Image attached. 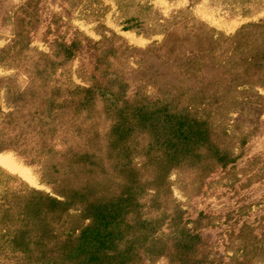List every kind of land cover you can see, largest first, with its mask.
<instances>
[{
    "label": "rangeland",
    "instance_id": "rangeland-1",
    "mask_svg": "<svg viewBox=\"0 0 264 264\" xmlns=\"http://www.w3.org/2000/svg\"><path fill=\"white\" fill-rule=\"evenodd\" d=\"M181 11L184 20L168 30L171 40L182 34L184 22H202L215 30V36H231L249 23L264 26V0H0V169L10 174L8 178L0 172V194L14 178L15 183L52 193L53 183L43 175L42 161L33 153L37 133L31 117L37 100L18 95L27 86H39V75L33 83L31 76L49 60L59 64L46 68V84H56L61 91L71 84L62 93L63 100L103 84L113 77L111 72L124 76L130 97L136 91L151 100L164 94L171 97L182 83L195 88L199 74L191 77L193 70L214 44H207L204 37L183 53H170L169 46H163L164 23ZM72 42L73 56L62 61L56 44ZM226 56H231V49ZM231 62L225 66L226 74ZM204 72L206 79H212L222 71L206 68ZM253 72L256 81L238 87L241 104L227 113L222 130L207 120L205 136L191 156L180 152L179 163L158 166L152 161L143 168L138 180L144 192L124 219L127 238L134 239L135 248L121 264H264V175L246 185L238 172L249 157L264 153V59ZM94 108L101 110L102 102ZM105 119L104 115L95 119L100 129L108 124ZM56 123L60 128L55 135L72 139L65 116ZM254 141H260L261 147L251 153ZM166 182L183 211L187 237L175 230L171 215L159 216L152 200ZM135 218L148 219L147 228L136 227ZM247 226L263 241L243 252L238 245L241 238L249 240ZM143 231L149 235L146 240L138 237H144Z\"/></svg>",
    "mask_w": 264,
    "mask_h": 264
},
{
    "label": "trees",
    "instance_id": "trees-1",
    "mask_svg": "<svg viewBox=\"0 0 264 264\" xmlns=\"http://www.w3.org/2000/svg\"><path fill=\"white\" fill-rule=\"evenodd\" d=\"M183 13L165 21L163 46L167 44L170 53L180 54L204 37L207 44H214L193 70L191 77L199 74L194 89L182 83L171 97L164 94L151 100L138 91L130 97L126 96L124 76L111 72L113 77L103 84L63 100L62 93L71 84L64 91L56 84H46V68L59 64L49 60L48 65L36 69L31 76L33 83L39 75V86H27L18 92L20 97L29 94L37 100L31 117L37 133L33 153L38 162L42 161L43 175L53 183V194L23 182L15 183V178V182L3 187L0 264H7L5 260L9 259L14 260L12 264L123 263L135 248L134 239L127 238L128 223L124 219L144 192L138 180L143 168L152 161L158 166L162 162L179 163L183 160L179 158L180 152L191 156L205 136L207 120L217 131L222 130L227 113L241 104L238 87L251 86L256 81L253 68L264 59L263 24L249 23L231 36H215V30L202 22H184L182 34L171 40L168 30L184 20ZM56 45L63 53L62 61L73 56L74 42ZM228 48L231 56H226ZM230 60L232 69L226 74L225 66ZM206 68L222 72L206 79ZM97 101L102 102L99 111L94 108ZM103 115L109 122L100 129L95 119ZM59 116H65L66 130H70L72 139L55 135L60 128L56 123ZM253 146L251 153L260 149L261 142L254 141ZM263 163L264 153L256 154L239 168L246 185L261 179ZM165 171L160 173L161 177ZM2 174L10 178L9 173ZM169 186V182L164 183L153 193L152 200L160 209L159 216L171 215L175 230L187 237L183 211L171 197ZM136 221V227L147 228L148 219ZM145 231L144 237H138L146 240L149 235ZM247 233L249 240L241 238L238 245L243 252L248 247L258 248L263 241L253 227L247 226Z\"/></svg>",
    "mask_w": 264,
    "mask_h": 264
}]
</instances>
